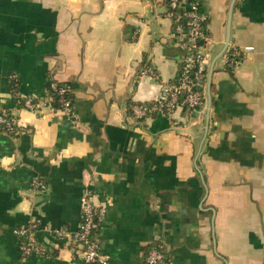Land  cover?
Masks as SVG:
<instances>
[{
    "label": "crops",
    "instance_id": "0c3cea01",
    "mask_svg": "<svg viewBox=\"0 0 264 264\" xmlns=\"http://www.w3.org/2000/svg\"><path fill=\"white\" fill-rule=\"evenodd\" d=\"M233 1H203L211 64ZM172 30L166 0H0V109L21 128L0 132V264H79L88 192L106 209V264H143L157 247L169 264H264V0L235 2L230 45L250 52L234 71L217 61L210 112L206 92L198 112L137 121L133 105L178 76ZM13 74L22 98L66 85L72 115L24 109ZM33 222L44 253L23 260L17 230Z\"/></svg>",
    "mask_w": 264,
    "mask_h": 264
},
{
    "label": "built area",
    "instance_id": "2783aa9c",
    "mask_svg": "<svg viewBox=\"0 0 264 264\" xmlns=\"http://www.w3.org/2000/svg\"><path fill=\"white\" fill-rule=\"evenodd\" d=\"M203 1L166 0L168 17L173 23L170 37L181 54L178 76L173 83L165 84L159 96L152 102L133 105L132 114L135 120L159 116L173 121L172 118L181 109L198 112L205 106L207 76L212 61V54L208 47L212 40L208 33L209 16L203 11ZM248 52H250L249 48L229 45L223 56L226 62L225 67L236 70L242 65ZM10 81L16 82L19 93L18 76L11 75ZM50 89L53 95L51 94L47 100L32 96L22 98L23 108L37 114H43V110L47 107L55 110L52 104L57 96L60 111L72 115L71 103L67 99L68 89L56 81L50 83ZM19 124L15 115L8 110L0 109V132L19 135L21 130ZM174 126L179 128L177 123ZM32 186L39 190L47 188L45 182L41 180H34ZM81 210L80 228L71 237L74 259L79 260V264H106L108 258L101 253V243L97 238L101 222L106 215L105 206L99 204L96 197L88 192L81 200ZM40 228L39 222H33L17 230L23 260L33 254L44 253L37 238ZM168 258L167 250L157 247L149 251L143 264H169Z\"/></svg>",
    "mask_w": 264,
    "mask_h": 264
},
{
    "label": "water",
    "instance_id": "95a60500",
    "mask_svg": "<svg viewBox=\"0 0 264 264\" xmlns=\"http://www.w3.org/2000/svg\"><path fill=\"white\" fill-rule=\"evenodd\" d=\"M235 2H236V0L233 1V3L231 4L230 10H229L227 38H226L225 45H224L223 49L221 50V52L214 58L211 66H210V70H209V81H208V86H207L208 106H209L208 111L211 108V80H212V75L214 72V67H215V64L217 63V61L220 60L225 55L226 51L229 48L230 42H231V22H232ZM209 112H208V116L206 119L207 126H208V122H209Z\"/></svg>",
    "mask_w": 264,
    "mask_h": 264
},
{
    "label": "trees",
    "instance_id": "16d2710c",
    "mask_svg": "<svg viewBox=\"0 0 264 264\" xmlns=\"http://www.w3.org/2000/svg\"><path fill=\"white\" fill-rule=\"evenodd\" d=\"M226 70L227 71H233L232 69H229V68H226ZM19 84H20V81H19ZM60 85H62V86H65L67 89H68V87L66 86V85H64V84H61L60 83ZM9 90H10V92L12 93V95L15 97V99L21 104V105H23V99H22V97H20V95H19V93L17 92L18 91V89H16V82L15 81H9ZM49 93H50V95L52 94L53 95V93H52V90L51 89H49ZM55 96V95H54ZM58 97L57 96H55V99L53 100V108L55 109V110H60L61 109V107H60V105L58 104ZM67 99L70 101V103H71V107L73 108V101H72V97H71V94H70V91H69V89H68V93H67Z\"/></svg>",
    "mask_w": 264,
    "mask_h": 264
},
{
    "label": "rangeland",
    "instance_id": "374dc122",
    "mask_svg": "<svg viewBox=\"0 0 264 264\" xmlns=\"http://www.w3.org/2000/svg\"><path fill=\"white\" fill-rule=\"evenodd\" d=\"M208 49H210V50H211V47H208Z\"/></svg>",
    "mask_w": 264,
    "mask_h": 264
}]
</instances>
